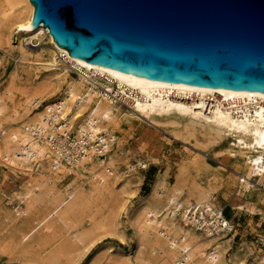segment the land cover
I'll return each instance as SVG.
<instances>
[{
  "label": "bare ground",
  "instance_id": "obj_1",
  "mask_svg": "<svg viewBox=\"0 0 264 264\" xmlns=\"http://www.w3.org/2000/svg\"><path fill=\"white\" fill-rule=\"evenodd\" d=\"M34 10L31 0H0V50L20 57L10 81L0 86V164L21 175L3 197L0 249L41 251L53 263L89 249L100 232L118 233L115 200L132 181L123 177L122 156L113 151L123 146L120 129L136 117L172 127L176 138L201 146L225 140L220 153L242 183L264 181V93L160 81L77 59L43 23L32 26ZM3 60L0 55V65ZM43 69L50 74L37 83ZM147 166L140 161L127 168L133 174ZM212 197L198 182L186 188L181 173L176 180L160 173L129 219L136 246L120 252L110 247L104 262L94 264H173L184 252L188 264H223L235 230L222 231L216 215L225 213ZM256 200L264 203L261 196ZM192 202L206 203L211 218L204 213L191 221L184 208ZM234 208L258 210L242 202ZM257 264H264V255Z\"/></svg>",
  "mask_w": 264,
  "mask_h": 264
},
{
  "label": "water",
  "instance_id": "obj_2",
  "mask_svg": "<svg viewBox=\"0 0 264 264\" xmlns=\"http://www.w3.org/2000/svg\"><path fill=\"white\" fill-rule=\"evenodd\" d=\"M77 59L160 81L264 93V0H31Z\"/></svg>",
  "mask_w": 264,
  "mask_h": 264
},
{
  "label": "rangeland",
  "instance_id": "obj_3",
  "mask_svg": "<svg viewBox=\"0 0 264 264\" xmlns=\"http://www.w3.org/2000/svg\"><path fill=\"white\" fill-rule=\"evenodd\" d=\"M14 37H17L16 33ZM0 55L4 59L0 65V86H3L14 75L13 70L20 57L3 50H0ZM50 71L51 69H43L35 77L37 83L41 77L50 74ZM63 88L65 83L60 85V89ZM50 96L52 94L46 97ZM123 105L131 110L129 105ZM133 119L135 121L129 125L125 123L120 129L122 148L116 145L113 151L122 156L119 170L123 177L132 181V187L119 190L115 200L118 233L100 232L94 237L89 249H83L74 255L60 256L53 263L45 262L41 251L39 254L24 255L18 251L0 249V264H94L98 259L104 262L102 256L107 254L110 247L116 252L135 247L136 235L129 219L153 190L158 175L166 172L171 175L172 180H176L181 173L186 188L196 182L210 188L213 201L234 224L235 235L231 246L224 251L223 264H228L231 258L235 259L236 264L258 263L259 257L264 255V203L257 202L256 198L261 196L264 199V181L258 185L256 178L251 177L246 183H242L240 172L232 169L230 160H226L225 154L220 153L226 146L225 140L221 144L201 146L194 139L187 141L176 138L173 128L167 125L154 124L144 117ZM140 161H146L148 166L138 167L137 173L132 174L127 168L128 164H138ZM20 177L19 171L8 167L4 162L0 164V209L6 205L3 197L17 188L13 184ZM251 185H257L258 190L250 191ZM240 202L258 208L257 212L252 214L247 209H233Z\"/></svg>",
  "mask_w": 264,
  "mask_h": 264
},
{
  "label": "built area",
  "instance_id": "obj_4",
  "mask_svg": "<svg viewBox=\"0 0 264 264\" xmlns=\"http://www.w3.org/2000/svg\"><path fill=\"white\" fill-rule=\"evenodd\" d=\"M71 144V143H70ZM71 155V150L64 153V157L67 158ZM207 210L206 203L197 204L196 202H192V204L185 206L184 211H187V214L192 216L190 218L191 221H193L196 217H199L201 214L205 213V218L210 219L211 215L209 214ZM195 215V216H194ZM216 222L220 224L222 231L231 234L235 230V226L231 223L230 219L223 215H216ZM186 252H184L179 259L173 263V264H188L187 262V255H185Z\"/></svg>",
  "mask_w": 264,
  "mask_h": 264
}]
</instances>
